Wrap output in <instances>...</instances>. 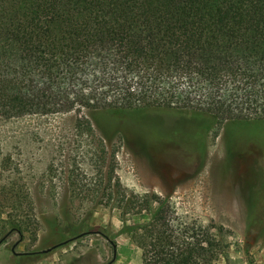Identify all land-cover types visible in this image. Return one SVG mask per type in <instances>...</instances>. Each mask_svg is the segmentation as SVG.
<instances>
[{
  "label": "trees",
  "instance_id": "1",
  "mask_svg": "<svg viewBox=\"0 0 264 264\" xmlns=\"http://www.w3.org/2000/svg\"><path fill=\"white\" fill-rule=\"evenodd\" d=\"M144 108L190 114L202 132L216 120L264 128V0H0V117L76 112L77 127L93 131L97 111ZM114 177L112 166L107 203L141 264L215 263L223 247L210 229L195 230L170 198L129 192ZM38 225L29 190L0 185V240ZM87 229L67 225L58 245Z\"/></svg>",
  "mask_w": 264,
  "mask_h": 264
},
{
  "label": "rangeland",
  "instance_id": "2",
  "mask_svg": "<svg viewBox=\"0 0 264 264\" xmlns=\"http://www.w3.org/2000/svg\"><path fill=\"white\" fill-rule=\"evenodd\" d=\"M77 117H0V185L29 190L39 220L37 233L29 229L15 247L18 254L12 246L19 234L6 238L0 264H107L115 247L97 230L116 240L111 264H141V249L120 232V210L107 203L112 166V183L166 196L195 230L210 229L223 247L214 264H264L261 124L216 120L202 132L205 125L190 114L144 108L97 111L88 131ZM76 222L88 232L58 245Z\"/></svg>",
  "mask_w": 264,
  "mask_h": 264
},
{
  "label": "water",
  "instance_id": "3",
  "mask_svg": "<svg viewBox=\"0 0 264 264\" xmlns=\"http://www.w3.org/2000/svg\"><path fill=\"white\" fill-rule=\"evenodd\" d=\"M6 237H7V235H6L4 238H2V239L0 240V245L3 243V241H4V239H5ZM20 240H21V239L17 240V241L13 244V246H12V250H13L15 253H17V254H18L19 252H17V251L15 250V247L19 244ZM53 247H54V246H52V247H50V248H47V249H44L43 251H44V252L50 251ZM116 258H117V249H116V247H115V250H114V256H113V258H112L107 264H111V263H113V262L116 260Z\"/></svg>",
  "mask_w": 264,
  "mask_h": 264
}]
</instances>
